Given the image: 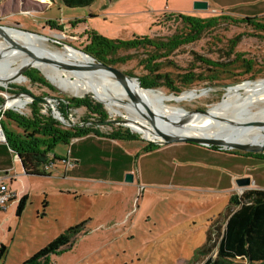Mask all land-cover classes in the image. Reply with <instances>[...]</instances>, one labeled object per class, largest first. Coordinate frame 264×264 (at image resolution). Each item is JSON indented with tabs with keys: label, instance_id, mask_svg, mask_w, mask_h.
<instances>
[{
	"label": "rangeland",
	"instance_id": "1",
	"mask_svg": "<svg viewBox=\"0 0 264 264\" xmlns=\"http://www.w3.org/2000/svg\"><path fill=\"white\" fill-rule=\"evenodd\" d=\"M195 2L207 3V10L196 11ZM229 2L231 5L235 2L233 6L237 11L246 8L244 0H94L86 7H67L62 0H0V28L36 33L42 37H36L37 48L63 53L69 46L85 52L88 34L123 42L143 36L162 39L171 36L180 26L176 20H166L165 23L164 18L182 15L216 19L231 14ZM243 18L245 16L239 19ZM158 21L161 26L156 25ZM5 42L0 39L1 48ZM15 46L11 44L10 48L17 49ZM229 49L233 54L228 57ZM3 50L0 54L6 52ZM147 55V51L137 49L121 51L115 58L123 59L124 63L114 66L138 80L148 74L143 67ZM202 59L209 64L225 66L237 59H250L261 66L264 63V32L253 31L238 22L221 20L211 34L205 33L199 42L178 48L172 56L157 64H162L159 73L170 76L187 67L195 75L207 70L211 72L213 69L201 64ZM21 68L6 66L0 69V87L11 91L10 86H16L35 97L46 96L44 99L50 100L56 109L59 97L78 100L92 97L66 95L33 66ZM231 73L238 75V68ZM31 78L48 83L56 92L31 83ZM263 80V76L257 79ZM244 82L252 83L246 79L240 83L246 84ZM207 86L199 84L183 91L194 92L197 98L181 103L165 99L174 94L166 92L164 87L152 92L164 96L161 107L197 114L196 111L213 110L225 100L227 89L239 87L208 92L203 90ZM0 95L5 101V96L8 98L14 94L3 92ZM15 103L19 105L6 111L27 113L31 102L17 98ZM113 108L119 109L118 114L111 115L107 111L108 120H127L128 125H133L128 118L132 116L124 109L115 105ZM84 113V109L70 111L65 124H80ZM117 126L121 125H113ZM99 130L111 131L106 126L99 127ZM135 135L143 142L92 140L91 154L81 164L77 176L67 175L73 164L62 167L61 162L51 160L52 167L46 168L51 173L49 177L32 176L39 180L31 179L25 187L18 180L12 183L15 201L8 205L7 212H0V244L6 248L0 264H25L68 228L80 225L78 234L68 246L41 258L36 264H188L205 243L211 222L224 212L230 196L239 195L235 176L240 172L255 174L259 169L256 179L264 181V161L240 153L247 152L248 148L239 149L240 152L215 151L219 155L214 160L203 158V148L193 145H187L189 155L186 157L181 151H175L174 156L171 152L167 156L163 153L145 156L142 147L148 141ZM252 149L258 150L257 147ZM65 150L63 144L55 148L59 154ZM127 174L133 176L131 183H125ZM22 194L28 195L27 201L17 217L15 210ZM212 256H216L215 250Z\"/></svg>",
	"mask_w": 264,
	"mask_h": 264
},
{
	"label": "trees",
	"instance_id": "2",
	"mask_svg": "<svg viewBox=\"0 0 264 264\" xmlns=\"http://www.w3.org/2000/svg\"><path fill=\"white\" fill-rule=\"evenodd\" d=\"M94 0H62L67 7H86ZM164 22L176 20L180 26L169 37L158 39L150 36L134 37L132 40L123 42L122 40H109L108 38L96 36L94 33L88 34V43L85 47V54L90 56L96 62L107 64L108 66L117 65L123 62V59L115 58L119 52H129L132 50L147 51L148 57L143 63L146 68V76L137 80L139 87L143 90H156L161 87L165 91L174 95H180L189 88L207 84L208 88L217 85H227L240 83L243 80L257 81L259 77H264V63L261 66L254 62L244 59H237L228 66L209 64V61L203 60L201 64L213 69L205 73L196 74L187 67V69L176 75L161 74L162 64L158 61L167 59L180 47L199 42L205 33L210 34L217 28L221 20L238 22L253 29V31L264 32V19L260 18H233L221 15L216 19H197L190 16H171L163 19ZM166 23V22H165ZM164 23H162L163 25ZM157 26H161L158 21ZM232 48V47H230ZM233 54V50L229 49ZM237 58L238 55H237ZM163 61V60H162ZM238 66V67H236ZM238 68V75L233 74L234 69ZM263 69V70H262ZM218 72H220L218 74ZM26 74V73H25ZM146 74V73H145ZM224 78H220V76ZM25 76V75H24ZM243 78L238 80L237 78ZM31 83L40 84L52 92H56L48 83L31 78ZM3 87V86H2ZM0 87V94L7 92L17 94H31L21 87L10 86V90ZM161 88V89H164ZM78 96V95H77ZM85 96V95H81ZM78 96V97H81ZM46 96L36 98L43 99ZM4 99L0 95V106ZM57 111L67 120L70 111L74 109H84L85 116L80 124H75L64 128L62 124L53 119L49 113V108L43 104L32 101L28 106L27 113L6 111L0 112V127L5 135V142L13 151L21 165V170L25 176L41 177L45 176L44 169L52 161L58 160L51 156L58 144L69 145L74 140H79L88 136L97 138H106V140L131 142L140 141L138 136L132 134L128 129L121 126L113 127L106 125L108 122L107 111L103 105L93 101L90 97L82 99H68L64 96L56 99ZM45 110L43 113L42 111ZM106 126L111 131L101 132L99 127ZM143 142V141H140ZM190 144V143H189ZM159 146L149 144L142 147V153H151ZM260 152H264V140L256 145ZM214 151H221L217 147L210 148ZM249 156L259 158L264 161L263 154L245 153ZM26 196L19 199L15 215L20 217L26 205ZM207 230L205 243L198 249L195 258L188 264H264V191L263 190H245L241 195L232 194L229 198L225 210L220 216H217ZM81 226V225H80ZM80 226H73L66 230L64 234L59 235L52 240L47 247H44L38 254L27 261L25 264H36L41 258L47 257L68 246L70 241L78 234ZM216 256L213 257V251ZM6 253V248L1 245L0 260ZM236 261H241L237 263Z\"/></svg>",
	"mask_w": 264,
	"mask_h": 264
},
{
	"label": "bare ground",
	"instance_id": "3",
	"mask_svg": "<svg viewBox=\"0 0 264 264\" xmlns=\"http://www.w3.org/2000/svg\"><path fill=\"white\" fill-rule=\"evenodd\" d=\"M36 37L23 34V32H12L0 28V39L7 41L2 45L3 48L0 47V50L4 49L2 52L6 51L4 54H0V69L6 66H18L22 67L21 70H23V68L33 66L49 80L50 84L64 94L70 96L90 95L93 99L100 101L111 115L118 114L119 109L113 108L115 105L124 109L131 116L128 108L127 83L122 78L103 70L70 74L61 70L62 68L55 69L52 64L58 63L65 69L78 70L90 65L88 64L90 60L69 49L67 52L60 53L53 52L48 48H37L35 46ZM14 38L18 41H15ZM11 44H16L17 49H11ZM20 50L24 51L26 56H22ZM133 86H135L138 110L136 114L145 115L152 124L158 126L157 129L162 132L166 139L173 136L171 130L176 129L178 134L186 137H221L226 143L242 147L239 149L249 148V146L256 147L258 142L264 140V80L227 89L225 100L213 110L206 111V114H193L178 109L161 107L160 103L164 96L151 90L141 89L137 80H134ZM196 98L194 92H187L181 95H170L165 99L181 103ZM16 99L7 100L6 108L18 106L20 102L18 101L19 104L15 103ZM248 115L250 117L246 118ZM152 117L158 119L151 120ZM128 126L135 133L141 132L134 124ZM143 136L153 142L163 140L162 137L149 135V133L143 134Z\"/></svg>",
	"mask_w": 264,
	"mask_h": 264
},
{
	"label": "water",
	"instance_id": "4",
	"mask_svg": "<svg viewBox=\"0 0 264 264\" xmlns=\"http://www.w3.org/2000/svg\"><path fill=\"white\" fill-rule=\"evenodd\" d=\"M208 5L207 3H194V9L196 11H201V10H207ZM1 29H8V31L11 30H15V29H10L8 27H1ZM21 32H23V34H27L30 36H37L39 38H42L41 36H38L36 33H29V32H25L23 30H20ZM66 46V45H65ZM67 49L72 50V51H76L80 54V56L84 57V58H88L90 61L86 67L78 69V70H72V69H65V67H63L62 65H59L58 63H54L52 64V67L55 69H59L62 68L61 70H63L65 73H70L73 74L75 72H79V73H86L90 70H103L105 72H108L109 74L118 76L120 78H122L123 81H125L127 83V89H128V94H129V98H128V108L130 111V114L132 116L131 122L135 125V127L139 130H141L140 133H135L138 135L143 136V134L149 133V135H157L163 138V140L161 141H157V142H153L150 141L149 139H146L148 141L149 144H156L158 146H167L173 143H178V144H185V143H190L192 145H196V146H202V147H207V148H212V147H217L219 148V150H221V152H240L237 149L242 148L240 146H236L235 144L232 143H226L225 141H223V139L221 137H212V138H207L206 136H198V137H186L183 135L178 134L177 132L171 130L173 136H171L170 138H165L164 135L162 134V132L157 129L158 126H156L155 124H152V122H150V120H148L145 115H137L136 114V109H137V103H136V92H135V86H133L134 84V78L128 74L126 71L122 70V68L120 67H115V66H108L107 64L101 63V62H96L94 61L93 58H91L90 56H88L87 54H85V52H82L80 50H76L72 47L66 46ZM20 54H22V56H26V53L22 50H20ZM252 82V81H251ZM256 82V81H254ZM252 82V83H254ZM246 83V82H244ZM138 84H140L138 82ZM243 83H232V84H227V85H217V86H213V87H206L205 89H203L204 91H208L210 92L211 90L214 89H223L225 90V88L228 87H234V86H240ZM145 90H151V89H146ZM152 91V90H151ZM9 98H26L27 102H38L43 104L46 108H49V113L51 115V117L53 119H55L56 121L63 123V117L61 116V114L57 111V109L55 108L54 105H52V103L48 100V99H40V98H36L34 95L32 94H14L11 97L6 98L5 96V101L2 103V105L0 106V112H3L4 110H13L12 108H6V102ZM93 99V97H91ZM93 101L102 104L100 101H97L96 99H93ZM103 105V104H102ZM104 106V105H103ZM16 110V109H14ZM191 112V111H189ZM199 114H206V111H196ZM147 122V124L145 123ZM106 125H121V127H127L130 132H133V130L128 126V121L127 120H108V122H105ZM64 125V123H63ZM66 127H69L67 125H64ZM144 137V136H143ZM247 152H240V153H250L251 155L254 154H264V152H260L258 150H253L252 147L249 146V148L247 149ZM133 181V176L131 174H127L125 176V183H131ZM236 186L238 187V189H242V188H247L251 186V180L249 177H245V178H240L237 179L235 182Z\"/></svg>",
	"mask_w": 264,
	"mask_h": 264
},
{
	"label": "crops",
	"instance_id": "5",
	"mask_svg": "<svg viewBox=\"0 0 264 264\" xmlns=\"http://www.w3.org/2000/svg\"><path fill=\"white\" fill-rule=\"evenodd\" d=\"M245 2V9L242 10H235L234 6L235 2H233V5H231L232 2H229L230 4V15H227L229 17H239L242 18L243 16H245V18H262L264 19V0H244ZM92 140H101V141H106V142H110V143H114L116 141H111V140H106V138H97V137H92L88 136L79 140H74L72 141L71 145H66V150L63 152V154H59L56 153L55 150L54 152L51 154V156H55L59 161L62 163V167H65V165H67L68 162L72 163V167L69 168L67 170V175H76L79 173L80 168H81V164L83 162L86 161V158L89 157V154H91V151H89V148H91V142ZM80 144V145H79ZM187 145L192 146V144L189 143H185V144H178V143H174L165 147H159L158 149H156L155 151L151 152V153H142L145 156H152L155 154H160L163 153V155L167 156V154H170L169 152H171V154H173L172 156L176 155L178 151L182 152V155L184 157L188 156L189 153L187 152L188 150H186ZM135 146V145H134ZM196 146V145H193ZM135 148H139V146H135ZM203 148V153H202V157L203 158H208V160H214L216 158H218L217 152L212 151L210 148L207 147H202ZM176 151V152H175ZM191 153V152H190ZM52 167V164H50L48 166V168ZM255 167V166H254ZM44 173L45 176L49 177L51 175V173H49L47 171V169H44ZM258 171L259 169H257V171L255 172V174L251 173H238L235 178L240 179V178H245V177H249L250 180L252 179V185L248 188L249 190H263L264 191V181L262 179H256L257 175H258ZM244 174V175H242ZM252 175V176H251ZM31 179L34 180H39V179H35L32 176H25L21 170V165L19 163V161L17 160V157L15 156V154L13 153V151L8 147V145L6 144V142H2L0 141V185L4 184V186L7 187L8 192L12 194V201H11V205L13 204L14 200V195L15 193L12 192L11 186L12 183H14L15 181H19V183H22L25 187V185L28 184L29 181H31ZM236 179V180H237ZM235 180V182H236ZM238 189V187H237ZM23 196H27L26 194H22V196L20 198H22ZM19 198V199H20ZM7 212V210H6Z\"/></svg>",
	"mask_w": 264,
	"mask_h": 264
},
{
	"label": "built area",
	"instance_id": "6",
	"mask_svg": "<svg viewBox=\"0 0 264 264\" xmlns=\"http://www.w3.org/2000/svg\"><path fill=\"white\" fill-rule=\"evenodd\" d=\"M50 101V100H49ZM51 102V101H50ZM52 103V102H51ZM53 105V104H52ZM20 113V115H22L23 113H21V112H19ZM63 120H64V125H67V124H65L66 123V121H65V119L63 118ZM63 123H61L62 125H63ZM63 125V126H64ZM67 126H73V125H71L70 123L67 125ZM66 126H64V128H65ZM68 128V127H67ZM5 135H4V133H3V131H2V129H1V127H0V141H2V142H5ZM72 165V163H70V162H68L67 163V165ZM248 188L249 187H247V188H242V189H237V192L239 193V195H241L245 190H248ZM12 194L11 193H9L8 192V189H7V187L6 186H4V184H1L0 185V212H5V210H7V207H8V205L11 203V201H12ZM0 249H1V244H0Z\"/></svg>",
	"mask_w": 264,
	"mask_h": 264
},
{
	"label": "flooded vegetation",
	"instance_id": "7",
	"mask_svg": "<svg viewBox=\"0 0 264 264\" xmlns=\"http://www.w3.org/2000/svg\"><path fill=\"white\" fill-rule=\"evenodd\" d=\"M61 124V123H60Z\"/></svg>",
	"mask_w": 264,
	"mask_h": 264
}]
</instances>
